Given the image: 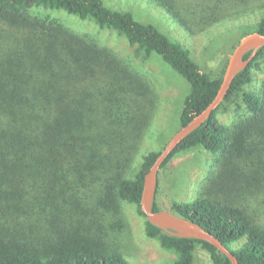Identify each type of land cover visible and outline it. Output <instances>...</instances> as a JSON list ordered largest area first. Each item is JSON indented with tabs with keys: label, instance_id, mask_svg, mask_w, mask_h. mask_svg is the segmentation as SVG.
I'll use <instances>...</instances> for the list:
<instances>
[{
	"label": "trees",
	"instance_id": "16d2710c",
	"mask_svg": "<svg viewBox=\"0 0 264 264\" xmlns=\"http://www.w3.org/2000/svg\"><path fill=\"white\" fill-rule=\"evenodd\" d=\"M152 1L192 34L252 9V0ZM34 7L91 19L146 59L161 56L189 84L179 129L210 105L224 75L212 77L183 43L102 0H0V264H128L124 202L146 218L148 237L177 254L171 264H195L198 246L213 264H231L213 244L171 234L141 210L145 174L167 143L140 154L160 103L147 76ZM256 31L264 34V16ZM263 58L264 46L161 168L195 147L220 154L200 195L172 209L218 237L239 264H264V83L261 93L250 88ZM231 103L245 112L227 127L218 114ZM153 210H161L156 199Z\"/></svg>",
	"mask_w": 264,
	"mask_h": 264
},
{
	"label": "rangeland",
	"instance_id": "374dc122",
	"mask_svg": "<svg viewBox=\"0 0 264 264\" xmlns=\"http://www.w3.org/2000/svg\"><path fill=\"white\" fill-rule=\"evenodd\" d=\"M102 1L109 8L133 13L137 20L152 23L165 34L183 43L190 49L192 57L202 70L212 77L224 74L237 42L245 34L255 32L259 20L264 16V0H252L249 5L252 9L247 13L225 20L205 32L192 34L152 0ZM32 12L59 20L76 32L96 37L101 44L112 48L136 70L147 76L159 96L160 103L140 154L149 150H161L165 142L179 130L183 100L189 91L188 82L164 62L161 56L153 54L146 59L144 53L138 51L135 45H131L127 38L120 36L115 30L101 29L91 19L83 20L62 9L34 7ZM254 71L255 76L250 88L261 93L264 83V58L260 61V67ZM237 102L242 107L245 106L241 101ZM226 108L227 111L221 110L218 114L224 126H232L235 121L243 118L245 110L239 108L237 103L227 104ZM219 155L199 147L178 154L159 172L160 188L156 198L158 207L174 212V200L196 199L207 178L217 171ZM248 200L249 198L246 201ZM244 206H249L251 210L254 204L246 202ZM124 212L129 226L124 236L128 264H171L178 257L175 252L164 249L157 239L146 235V218L138 213L135 204L124 202ZM194 253L195 264H213L210 254L201 246H198Z\"/></svg>",
	"mask_w": 264,
	"mask_h": 264
},
{
	"label": "water",
	"instance_id": "95a60500",
	"mask_svg": "<svg viewBox=\"0 0 264 264\" xmlns=\"http://www.w3.org/2000/svg\"><path fill=\"white\" fill-rule=\"evenodd\" d=\"M263 46L264 34L258 31L247 34L238 42L230 55L221 86L215 99L205 110L194 117L187 125L177 130L175 134L169 138L153 166L144 177L141 210L146 215L147 220L171 234L200 239L213 244L222 254L229 257L231 264H239L238 259L218 237L207 231L200 224L186 219L175 212L165 210L154 211L153 205L156 199L159 172L164 161L182 142V140L208 119L212 112L224 101L235 76L249 65L257 51ZM247 52H251V54L248 59H244V55Z\"/></svg>",
	"mask_w": 264,
	"mask_h": 264
}]
</instances>
